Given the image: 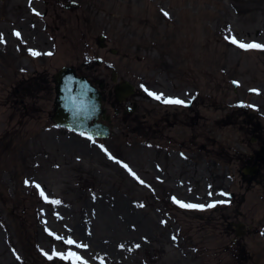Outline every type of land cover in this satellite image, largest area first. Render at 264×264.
Returning <instances> with one entry per match:
<instances>
[{
	"label": "rangeland",
	"instance_id": "rangeland-1",
	"mask_svg": "<svg viewBox=\"0 0 264 264\" xmlns=\"http://www.w3.org/2000/svg\"><path fill=\"white\" fill-rule=\"evenodd\" d=\"M46 2L33 4L28 24L34 43L57 48L47 55L50 68L43 65L50 75L73 65L87 74L86 63L101 59L110 83L111 65L120 83L136 88L131 101L141 109L113 114L112 136L91 141L51 119V80L46 91L21 94L24 117L13 95L17 79L0 78V264H80L56 255L69 252L85 264H264V191L240 186L235 158L243 152L237 103H249V91L264 84V49L231 42L264 45V0ZM149 92L186 105L161 106ZM142 109L151 129L159 113L169 117L160 126L165 138L156 141L154 130L144 136ZM230 194L240 199L231 203ZM218 201L227 202L207 207ZM234 221L251 227L236 242Z\"/></svg>",
	"mask_w": 264,
	"mask_h": 264
},
{
	"label": "flooded vegetation",
	"instance_id": "flooded-vegetation-1",
	"mask_svg": "<svg viewBox=\"0 0 264 264\" xmlns=\"http://www.w3.org/2000/svg\"><path fill=\"white\" fill-rule=\"evenodd\" d=\"M58 1L62 2L63 0ZM35 2H40V0H31V5L29 0H23V8L21 9L16 6L13 0H0V34L3 36V41H5L0 42V78L3 77L6 79L11 77L17 79L16 85L13 86V95L16 97V104L21 105L26 112L24 117L29 116L27 115L29 108L25 100L20 98L21 94L32 93L36 89L46 91L48 90L50 80L54 83L55 89V77L59 72L58 70L54 75H50L48 69L43 66L45 63H50L47 56L48 53H51L50 56L54 57L57 48L55 46H49L41 38L36 43L33 42L28 24V14L33 11V4ZM46 3L49 4V0ZM46 16H48V13L45 14ZM2 24L5 26L4 28L3 26L1 27ZM14 32H19L21 35L17 37L13 34ZM38 35L41 36L42 33L38 32ZM99 39V48L103 50L107 49L106 37L103 36ZM6 47L10 49L4 50ZM32 51L41 54L34 56L32 55ZM117 51L115 48L109 49V52L112 54L113 52L117 54ZM97 61V59H94L93 62L88 61L86 63L85 69L88 72L87 74H80L79 69L74 65L69 67L74 68L79 75L86 77L99 89L103 97L104 112L108 118V125L112 127L114 122L113 114L116 116H130L137 113L141 108H139L138 102L131 101V98H134V96L123 101L117 99L115 88L121 84L117 80V73L111 65L107 66L106 70H112L111 84L107 75L103 74L100 70V68L104 67V62L101 59L100 63ZM45 66L50 68L47 64ZM114 78L117 81L113 80ZM253 80L255 81L256 78L253 77ZM35 86L37 87L35 88ZM234 86L239 95L242 91V82H235ZM249 94L253 97L249 103L243 100H239L237 103L236 127L239 133L237 140L241 147H243V152H240L235 157L238 165V179L240 186L246 191H264V84H259L257 88L250 90ZM160 102L162 103L161 106H166V103L162 100ZM33 110L40 114L46 112L40 106H34ZM142 110L140 126L144 136L150 137L151 131L154 130L153 137L156 141L165 138L162 134L163 129L160 127L161 122L164 120L162 112L158 114L160 118L157 119L158 121L155 127L151 129L145 124V120H147L151 113L149 110ZM168 120L169 117L164 121L168 123ZM180 148L181 150H178L179 156L187 160L188 154H191V152H188V146L181 145ZM228 199L233 203V201L236 202L237 198L235 194H230ZM237 205L240 209L241 205L239 202ZM259 206L261 205L256 202L254 205L255 213H257ZM238 213L241 214L239 210ZM229 224L230 230L232 228L236 236L235 242L245 237L248 232L247 230L251 228L243 222L234 221L229 222Z\"/></svg>",
	"mask_w": 264,
	"mask_h": 264
},
{
	"label": "water",
	"instance_id": "water-1",
	"mask_svg": "<svg viewBox=\"0 0 264 264\" xmlns=\"http://www.w3.org/2000/svg\"><path fill=\"white\" fill-rule=\"evenodd\" d=\"M76 8L72 6L70 8ZM116 96L123 100L135 94V87L125 82L115 89ZM54 122L72 133L94 141L109 139L111 129L106 125L101 93L85 77L77 75L72 68H63L56 75V100Z\"/></svg>",
	"mask_w": 264,
	"mask_h": 264
},
{
	"label": "snow or ice",
	"instance_id": "snow-or-ice-1",
	"mask_svg": "<svg viewBox=\"0 0 264 264\" xmlns=\"http://www.w3.org/2000/svg\"><path fill=\"white\" fill-rule=\"evenodd\" d=\"M30 2V5H31V0H29ZM35 11V10H34ZM37 15H39V13H36ZM165 16H167L168 14L167 13H164ZM15 36L19 37L21 34L19 32H14L13 33ZM0 42H5L3 41V36L2 34H0ZM231 42L233 44H238L239 47L243 48V49H252V48H257V49H264V45H261V44H258V43H243V42H240L238 41L235 37H232L231 38ZM41 53L39 52H36V51H32V55L34 56H38L40 55ZM51 53H48V55H50ZM23 71V70H22ZM149 95L155 97L156 99L158 100H162L164 103L166 104H177V105H186V102L184 100H181L179 98H164L163 97V94H156V93H152V92H149ZM89 139H91V137H89ZM103 147V146H101ZM105 151H107L105 149ZM110 158H112L110 156ZM125 168H127L128 166L127 165H124ZM129 171L131 172V169H129ZM133 176H135L136 174L134 172L131 173ZM137 179H139V177H136ZM141 183H143V181H140ZM25 183L27 184L28 181L26 180ZM36 187L39 189L40 188V185L37 184ZM41 196H43L45 198V200H47V197L44 196V192L43 190H41L40 192ZM221 195H225L227 196L228 194L227 193H221ZM227 201H218V202H214V203H210L207 205V207L211 208V207H215L216 206V203H226ZM51 203L53 204H59L61 203L59 200H54V201H51ZM177 203H180V205L182 207H186V208H199V209H203L205 207V205H198V204H185L183 202H180V201H177ZM143 206V205H141ZM57 239H61V237L57 236L56 237ZM176 237L173 236V240H175ZM66 244L68 245H73V244H76V241L73 240L72 238H68L66 241H65ZM78 247H87V245H83V244H80V245H77ZM137 247H139V245H137ZM56 255H60L62 259H71L72 257H75L76 258V261H79L80 264H85L84 261H82V258L77 256L76 253H73V252H69L67 255H64V254H61V253H56ZM49 259H52V256H49Z\"/></svg>",
	"mask_w": 264,
	"mask_h": 264
}]
</instances>
